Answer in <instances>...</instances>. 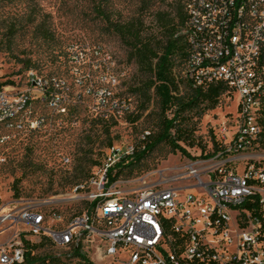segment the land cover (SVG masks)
I'll use <instances>...</instances> for the list:
<instances>
[{"label": "built area", "instance_id": "obj_1", "mask_svg": "<svg viewBox=\"0 0 264 264\" xmlns=\"http://www.w3.org/2000/svg\"><path fill=\"white\" fill-rule=\"evenodd\" d=\"M254 1H261V8H254ZM186 13L190 44L182 75L192 89H197L193 78H205L207 89L222 84L227 89L223 98L237 96L234 139L229 141L223 130L207 164H188L172 179L179 187L158 182L121 189L110 174L134 149L111 148L105 153L107 166L97 169L95 186H90L94 191L81 198V187L74 189L72 200H60L83 202L84 211L70 218L62 214L60 201L5 203L0 197V264H24L33 252L64 245L73 236H79V249L65 258L82 256L83 264H264V228L257 227L258 218H264V139L252 133V104L264 81V0H199L187 4ZM69 54L71 61L81 62L83 55L73 49ZM195 59H202V66H195ZM101 67L91 65L97 71ZM27 79V100L20 101L13 85L0 87V146L8 143L6 131L45 126L44 119L28 117L34 103L65 113L63 82L33 73ZM86 93L99 107L109 108L106 116L119 112V104L109 102L108 89L88 87ZM8 118H15V125L7 126ZM257 183L258 192H250V184ZM165 203L166 224L158 225ZM64 224H71L72 234L63 233ZM169 251H176V259H169ZM65 258L39 264H65Z\"/></svg>", "mask_w": 264, "mask_h": 264}, {"label": "rangeland", "instance_id": "obj_2", "mask_svg": "<svg viewBox=\"0 0 264 264\" xmlns=\"http://www.w3.org/2000/svg\"><path fill=\"white\" fill-rule=\"evenodd\" d=\"M185 2L166 0L153 8L152 15L145 18L149 32H159L153 14L161 11L175 17L176 7ZM93 6V0H0V86L12 83L7 86L26 91L30 73L65 84V113L34 103L28 117L32 121L44 119L45 126L33 132H4L9 138L0 146V197L5 203L72 200L77 187L85 188L79 195L86 197L94 191L90 186H95L97 169L103 165L108 149L119 148L125 153L139 146L149 133L158 132L157 99L151 93L148 110L143 111L144 99L135 91L140 82L137 66L128 60L119 39L104 30ZM138 6V0H110L107 9L127 19L135 15ZM70 49L84 56L80 63L70 60ZM100 63L107 67L105 72L103 66L98 71L91 68ZM88 87L112 93L109 102H117L120 107L114 118L106 116L109 108L99 107L95 98L87 95ZM237 103V96L224 97L217 109L201 118L190 115L196 144L194 148L181 144L190 158L174 155L168 145H160L141 163L123 170L117 185L123 190L158 182L179 187L172 179L188 164H207L215 152L212 143L217 145L223 138V130L229 141L234 139ZM81 165L83 171L75 187L69 186L68 181ZM58 203L65 218L84 211L82 201Z\"/></svg>", "mask_w": 264, "mask_h": 264}, {"label": "trees", "instance_id": "obj_3", "mask_svg": "<svg viewBox=\"0 0 264 264\" xmlns=\"http://www.w3.org/2000/svg\"><path fill=\"white\" fill-rule=\"evenodd\" d=\"M138 1L139 6L135 15L123 19L122 16H117L107 9L110 0H93L94 15L104 23V30L107 33L115 35L119 39L127 51L128 60L137 66L140 82L135 91L144 99L143 111L147 112L148 110L146 105L151 101V93L157 99L160 109L158 132L149 133L148 136L146 135L147 137H143L145 139L134 149L133 156L127 157L117 164L110 174L111 182L117 181L123 170L141 163L154 149L163 144L169 146L172 154L180 153L182 156L190 158V154L181 146L184 144L189 148H194L196 144L193 136L195 128H190V115L194 117L197 114L201 118L205 113L217 109L227 91L225 85L222 84L210 85L208 89L207 87L192 89L189 81L182 75L188 63L189 47L183 36L187 22L186 5L188 0H185L182 7H176L175 17L171 13L161 11L153 14L156 28L159 30L158 34L149 32L145 18L152 15L153 8L165 3L166 0ZM101 65L105 72L107 67L104 66V63ZM7 84H2L0 87L7 86ZM168 114L171 115L170 118L167 116ZM262 123L264 126V120ZM212 144L215 151L213 155H215L217 145L214 141ZM262 144L264 145V140ZM75 170V174L67 183L73 187L76 185L77 177L83 171L82 165ZM92 178L93 176L89 181ZM15 184L17 185V183ZM78 188L81 187L76 189ZM15 197L19 198L18 192ZM44 260L43 257L33 255V257L28 256L24 264H39Z\"/></svg>", "mask_w": 264, "mask_h": 264}, {"label": "bare ground", "instance_id": "obj_4", "mask_svg": "<svg viewBox=\"0 0 264 264\" xmlns=\"http://www.w3.org/2000/svg\"><path fill=\"white\" fill-rule=\"evenodd\" d=\"M199 0H188L187 4L198 2ZM254 8H261V1H254ZM184 39L186 44L189 47V28L186 24V29L183 32ZM195 66H202V59H195ZM192 87L194 88H205L207 87V81L205 78H193L192 79ZM262 91L259 95L256 96V103L252 104V114L256 122L252 123V133L256 137L263 138L264 134V126H263V112H264V81H261ZM20 101L27 100L26 91L19 92ZM15 125V118L7 119V126ZM0 127L2 126V118H0ZM110 150V149H109ZM108 150V151H109ZM107 151V152H108ZM107 166V158H104V162L102 167ZM250 192H258V183L250 184ZM169 211V203L161 204L158 211V225L166 224V215H168ZM257 227L264 228V218H258ZM64 234H72L71 233V224H64L63 226ZM79 243V236H73L70 238L69 242H66L64 245L57 246L54 248H44V254H40L41 252H33V255L44 258L45 260H58V258H65V256H70L73 252L77 251ZM169 259H176V251H169ZM157 263L153 264H167V261H156ZM65 264H83L82 256L75 257H66Z\"/></svg>", "mask_w": 264, "mask_h": 264}]
</instances>
